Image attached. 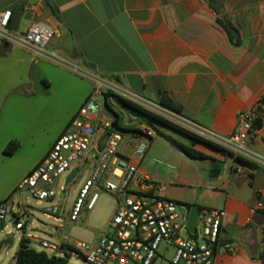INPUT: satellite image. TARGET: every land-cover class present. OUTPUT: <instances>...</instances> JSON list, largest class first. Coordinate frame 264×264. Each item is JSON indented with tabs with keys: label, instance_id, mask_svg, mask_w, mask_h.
<instances>
[{
	"label": "crops",
	"instance_id": "1",
	"mask_svg": "<svg viewBox=\"0 0 264 264\" xmlns=\"http://www.w3.org/2000/svg\"><path fill=\"white\" fill-rule=\"evenodd\" d=\"M6 10L12 16L20 14L14 28L19 33L36 23L54 32L45 48L49 54L87 76L117 83L152 102L159 103L165 95L182 117L219 137L231 135L238 113L252 108L264 93V0H0V13ZM220 22L233 28L231 37ZM35 57L0 41L3 78L7 79L13 68H28L30 82L15 89L25 86L34 96L32 78H36L37 88L41 82L43 89L63 92L62 100L50 105L54 109L49 118L53 128L44 152L27 173L44 158L95 88L89 76L88 84L73 86L70 81H77L73 71L51 62L46 66ZM72 93L76 96L73 103ZM137 121L130 126H146L154 133L149 146L157 137L155 129ZM261 137L258 132L248 149L264 157ZM188 141L190 147L223 163L219 177L210 179L211 161H201L206 164L205 180L194 181L204 200L199 208L225 211L221 236L236 246L234 254L217 252L214 264H264V169L252 162L237 163L220 151ZM134 142L131 139L124 150H130ZM139 171L158 195L182 203L168 197V189H156L160 180L156 172L140 164ZM182 182L181 186L193 184ZM258 202L263 208H256ZM183 210L187 216L188 208L183 205ZM30 215L38 230L46 228L33 213Z\"/></svg>",
	"mask_w": 264,
	"mask_h": 264
},
{
	"label": "built area",
	"instance_id": "2",
	"mask_svg": "<svg viewBox=\"0 0 264 264\" xmlns=\"http://www.w3.org/2000/svg\"><path fill=\"white\" fill-rule=\"evenodd\" d=\"M11 18L9 10L0 13L1 42L22 48L37 57L59 61L45 50L54 35L49 27L36 23L19 33L11 27ZM88 76L96 84L95 88L44 158L18 182L15 191L21 196L28 195L35 202V207L46 203L47 206L41 209L40 214L47 221L58 224L59 228L76 223L82 212L92 209L97 198L96 190L102 189L115 194L118 197L117 206L107 229L99 232L93 245L71 243L63 233L57 242L43 240L38 237L41 233L34 226L33 220H29L31 211L35 209L29 201L26 204L19 201L15 209L13 204L0 205V221L3 222L9 213L15 230L20 233V239L28 240L30 248L34 242L48 255L62 258L80 256L87 264H155L161 243L175 249L168 264H214L217 252L222 250L234 254L235 244L224 242L221 236L225 211L200 209L193 232L190 233L186 224L187 216L184 224L179 223L178 204L158 195L150 180L139 171V164L154 133L150 128L140 126L132 136L134 144L130 147L128 145L130 156L119 152V145H127L129 141L113 128L112 121L102 120L106 109L98 104L96 97L110 92L119 99L171 120L218 145L234 157H240L264 169V157L248 149L256 141L258 132L259 135L262 134L264 142V93L252 108L238 113L237 125L231 135L219 137L159 103L129 92L117 83ZM98 130L102 133L100 136L96 135ZM105 135L107 138L101 147L100 142ZM75 163H78V167H74ZM92 165L94 170L91 179L85 182L71 208L66 209L65 200L63 205L58 206V196L66 195L70 186L78 184L83 173ZM74 169L77 173L66 185V178ZM109 179H114L116 183ZM256 208H263V204L258 202ZM37 223L39 224L38 221ZM40 224L45 226L42 222ZM197 224L201 225V233L197 232ZM11 259L14 260V257Z\"/></svg>",
	"mask_w": 264,
	"mask_h": 264
},
{
	"label": "rangeland",
	"instance_id": "3",
	"mask_svg": "<svg viewBox=\"0 0 264 264\" xmlns=\"http://www.w3.org/2000/svg\"><path fill=\"white\" fill-rule=\"evenodd\" d=\"M35 58L46 66L49 64L47 62H51L55 67H63L73 71L74 75L77 77V81L73 79L70 81L73 86L79 85V82H81V84H84V82L88 84L90 82L85 72L77 67L75 68L68 65L69 63L64 59L58 58L59 61H50L42 57ZM27 72V67H24L22 70L18 67L12 69L7 79L3 78V75L0 74V203L10 195L11 197L6 204L8 206L13 204V209L17 207L19 201L23 204L29 201V204L35 208V211L31 213L39 218L46 226V228H41L39 230H45L53 234L52 237L38 234V237L43 240L57 242L59 236L63 233L71 243L83 242L87 245H93L95 239L97 240L99 232L107 229V224L113 216L118 200L115 194L102 189L96 190L97 198L92 209L82 212L76 223H70L63 228H59L58 224L47 221L40 214L41 209L47 206L46 203H43L42 206L35 207V202L28 195L24 194L21 196L18 192L14 191L18 180L27 173L44 152L46 141L53 128L49 118L52 119L50 114L54 112V109L50 105L58 100H62L63 96L62 90L58 88L56 90L43 89L44 87L41 82H39L37 88L38 82L36 78H32L34 94L36 93L34 96H31L27 92L25 86L15 89L17 85H25L30 82ZM46 75L48 76L47 72ZM56 86L57 84H55L54 88H56ZM92 86H95L94 83ZM72 88L76 90V88ZM77 90L79 91V89ZM75 99L76 96L72 93L71 103L75 102ZM96 100L100 106L103 108L105 107L102 94H99ZM35 102L37 103L32 105V103ZM107 105L111 111L105 108L106 110L102 116L103 121L111 122L115 118V115H117L122 125H133L138 123L137 118L131 116L127 110L120 109L113 105L110 99ZM156 129L170 137L174 143H168L159 137L153 139L149 143L148 150L141 160L140 167L150 172H156L159 175L160 180L156 185L157 190L166 188L171 195L168 197L182 201V203L179 202L180 204L177 205V215L179 216V223L184 224L186 218L183 205H196L198 207H202L203 205V196L199 193L200 187L196 188L194 181L198 182L200 180H205L206 176L204 172L206 164L188 158L172 146V144H177L190 147L188 139L160 125H156ZM120 133L127 142H130L132 139L131 133ZM11 141H17L19 146L14 153L8 154L5 152V149L7 144ZM125 146L127 145L121 143L118 147V151H124L125 155L130 156V150H124ZM74 167H78V163H75ZM93 170L94 165L83 173L82 179L78 184L70 186L66 195L60 194V196H58L60 197V201L57 202V205H63V200H65V207L69 210L85 182L91 179ZM64 178L65 175L61 177L60 184ZM109 181L116 183L114 179H109ZM182 181H189L193 184L181 186L183 185L181 184L183 183ZM29 220L31 221L32 219L29 218ZM3 224L5 228L0 232V241L8 240L9 245L2 248L0 251V264H11L14 261L11 258L14 257L18 249L21 236L20 233L15 230L9 213L6 214ZM197 232L201 233L200 224H197ZM182 235L184 237L186 236L185 233H182ZM31 248L37 252L42 251L39 245L34 242L31 243ZM165 249H167L166 252L164 251ZM174 254L175 249L173 246H167L161 243L158 248V258L155 264H168L172 260ZM68 264L87 263L80 256H69ZM128 264L134 263L130 262Z\"/></svg>",
	"mask_w": 264,
	"mask_h": 264
},
{
	"label": "trees",
	"instance_id": "4",
	"mask_svg": "<svg viewBox=\"0 0 264 264\" xmlns=\"http://www.w3.org/2000/svg\"><path fill=\"white\" fill-rule=\"evenodd\" d=\"M220 25L226 30L228 36L231 37V31H233V28L229 24H225L222 22H220ZM103 97H104V103H105L106 109L111 111V109L107 105V102L110 98L113 97V95L110 92H106L103 94ZM121 102H122L123 107L127 110V112L131 116L137 118L140 122L146 123L149 126L153 127L155 129L156 136L159 138H162L163 140H165L168 143H174V141L170 137H168L167 135L158 131L156 129V125H160V126L169 128V129L179 133L183 137L189 139L193 143H201L207 147H210L212 149L220 151L227 156L233 157V159L237 163H241L244 165H251V163L249 161L242 159L240 157H234L233 155L224 151L218 145L193 134L192 132L182 128L181 126H178V125H176V124H174V123H172V122H170V121H168V120H166L160 116L152 114V113L140 108L139 106L127 101V100L121 99ZM159 104L161 106H163L164 108L181 115L180 109L177 108L165 95L161 96ZM73 118H74V116L70 119V121ZM112 126H113V128L117 129L119 132H129V133L138 132L137 129H134L130 125H124V124L122 125L119 122V117L117 115H115V118L112 121ZM18 146H19V144L17 141H11L7 144L5 152L8 154H12L15 152V150L18 148ZM179 147L182 148L185 151V155L192 160H197V161L210 160L211 166H210V169L208 171V177L210 179H216L219 177V175L221 174V169H222V165H223L222 162L215 160L213 158H210V157L206 156L205 154L195 150L192 147H186V146H182V145H179ZM10 197H11V195L8 196L3 202H1L0 205L5 204L10 199ZM184 206H186L189 209L190 205H184ZM199 210H200V208H199ZM3 228H4V224H3V222L0 221V232L3 230ZM8 245H9L8 240L0 241V251L2 248L6 247ZM14 264H68V257L62 258V257L54 256V255H48L44 251L37 252L34 249L30 248L28 240L21 238L19 240L18 249L14 255Z\"/></svg>",
	"mask_w": 264,
	"mask_h": 264
},
{
	"label": "water",
	"instance_id": "5",
	"mask_svg": "<svg viewBox=\"0 0 264 264\" xmlns=\"http://www.w3.org/2000/svg\"><path fill=\"white\" fill-rule=\"evenodd\" d=\"M19 17H20V14H14V15L12 16V18H11V27H12V28H15V27H16L17 22H18V20H19ZM111 101H112V103H113L115 106H117V107H119V108H124L123 105H122L121 99H119L118 97L113 96V97L111 98ZM105 108H106V107H105ZM124 109H125V108H124ZM106 138H107V135H105V136L102 138V140H101V142H100V146H101V147L104 146V143H105ZM172 146H173L177 151H179L181 154L185 155V151H184L182 148H180L177 144H172ZM185 156H186V155H185ZM76 173H77V170H76V169H74V170L71 171V173L69 174V176L66 178V182H65L66 185L69 184V183L72 181V179L75 177ZM188 210H189V212H188V215H187V222H186V224H187V229H188V231H189L190 233H192V232H193V227H194V225H195L196 222H197V217H198L199 207L196 206V205H190Z\"/></svg>",
	"mask_w": 264,
	"mask_h": 264
}]
</instances>
